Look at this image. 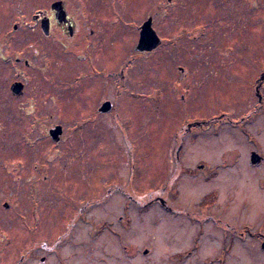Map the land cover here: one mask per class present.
Here are the masks:
<instances>
[{
  "label": "rangeland",
  "instance_id": "1",
  "mask_svg": "<svg viewBox=\"0 0 264 264\" xmlns=\"http://www.w3.org/2000/svg\"><path fill=\"white\" fill-rule=\"evenodd\" d=\"M91 3L107 33V44L95 53L100 62L93 64L104 75L85 76L94 49L76 45L52 51L54 69L44 60L42 75L30 49L11 52H25L31 68L0 66V109L10 104L8 118L0 111V264H37L39 230L46 241L69 227L78 238L63 255L74 251L71 260L79 264L88 234L109 233L119 216L123 234H131L126 238L146 245L178 221L159 205L138 213L133 208L162 188L160 195L175 208L196 207L195 217L216 201L236 230L263 231L264 161L253 166L249 155L264 157V109L253 113L264 70V0ZM152 8L162 45L139 56L138 27ZM207 58H222V64ZM17 81L24 83L23 95L13 100L9 86ZM105 100L114 108L101 114ZM191 123L196 128L182 135ZM57 125L62 136L56 143L48 133ZM36 210L42 223L35 221ZM210 232L206 244L214 250L221 235ZM152 243L151 256L123 250L117 264H171L166 248ZM234 243L226 264H264L253 240ZM100 257L101 264H114L106 251Z\"/></svg>",
  "mask_w": 264,
  "mask_h": 264
},
{
  "label": "flooded vegetation",
  "instance_id": "2",
  "mask_svg": "<svg viewBox=\"0 0 264 264\" xmlns=\"http://www.w3.org/2000/svg\"><path fill=\"white\" fill-rule=\"evenodd\" d=\"M73 1L75 0H0V66H2V64L11 65L13 63L15 65L22 62L23 66L28 69L31 68V58L27 57L25 52H11L12 49H30L34 50L33 54L40 61L38 71L42 75L44 72V60H49V65H46L49 70L54 69L53 58L51 55L52 51L66 48L71 49L76 45L83 46L86 49H94L93 54L87 57L91 68H89V72L85 76H88L90 80L96 76L104 75V68H98V70H96V67L93 65L94 63L96 64V62H100V57L95 54L96 50L98 49L99 54H101V45L106 42L104 37L106 30L102 28L103 20H101L100 13L94 11L95 9L92 8L91 0H76V3H73ZM119 3L120 2L117 3V6ZM74 6L76 7L75 9L73 8ZM152 7H154V5ZM156 14L158 13L152 8L147 15L146 20L151 18V26L153 25ZM145 21H143L142 24ZM115 25L116 24H113V26ZM141 25L138 27V38ZM103 29L105 31H102ZM152 29L156 32L153 26ZM161 45L160 39V45L157 48ZM136 46L135 51L138 52L139 56L150 54L157 49H153L149 52H140L136 50ZM213 60H217L218 63L222 64L223 59L207 58V61H209L208 63L210 64L214 62ZM225 65H230V63L225 62ZM58 70H62V63L60 64V69L57 64V72ZM1 75L2 73H0V77ZM97 80L99 82L100 78H97ZM127 82L132 85L130 79L127 80ZM15 83H20L22 85L20 96L14 95L11 91V87ZM93 83L96 84V81H93ZM13 84L9 86L8 98H10V96L12 99L20 98L23 95L24 83L17 81ZM122 87H124V83L122 84ZM93 90L95 91V89ZM4 91L6 96V89H4ZM4 91L2 90L3 93ZM255 95L258 98V104L255 106L253 113H256L257 110L264 109V70L262 74H260L258 84L255 87ZM4 102L7 107L2 106L4 111L1 113L5 112L4 118H8L10 104H8V101ZM106 102L110 103V108L107 111H103L102 108L105 106ZM2 107L0 111L2 110ZM112 107L113 104L110 101L105 100L99 107L98 112L106 114L111 111ZM242 122H244V120H242ZM197 123L198 122H196V124ZM203 123L204 122H202V125ZM192 124L194 123L188 124L187 127L182 130L180 129L181 134L187 135L191 133L192 130L196 128L195 125L193 126ZM204 124H210V122H205ZM202 125L198 126L201 128ZM253 152L250 151L249 159ZM259 157L260 161L258 163L252 164L250 159V164L253 166L261 165L264 161V157L260 155ZM202 167L203 166H199L200 169ZM163 189L164 188L156 192V194L159 193V195L154 196L151 200L143 203V205L135 202L137 205H134L133 208H135V211L138 213L147 211L153 205H159L164 210L170 212L171 215L174 216V214H177L175 215L178 216L177 222L167 224L163 233L159 234L154 239H145L148 242H146V245H143L136 240L135 242H132V240H134L132 238H126L131 236V234H123V217L119 216L117 222L114 223V227H112V229H109L108 227L109 233L99 232V234H88L89 237L86 239L87 242L85 244V249L79 255V264H101L104 259L100 257V253L105 254V251L108 255L114 257V264L121 261L119 253L123 250H126L127 254L131 257L135 254L138 255V253L143 256H151L155 246L154 243H152L153 240H157L166 248L168 253L166 256L171 264H226L225 255H229L231 252L230 250H233L235 239L253 240L256 244L255 248L258 247L259 251L261 250V252L264 253V249L262 248V245L264 244V230L261 231L260 228L254 230L251 226L247 225L236 230L234 223L232 222L233 219L222 217L221 210L224 209L223 206L220 204L221 209L215 208V204L218 203L216 201H214L212 203L213 205L209 206L208 209L205 208V210H207L205 215L199 213L198 217H195L193 210H196V207H193L192 210L175 208L169 199H163L160 195L162 191L164 192ZM202 202L203 201L198 204H202ZM6 206L8 208V205ZM209 210L214 212H210ZM196 212L197 210L195 211V214ZM209 213L221 217H212ZM37 214L36 210L34 213L36 223H42V218L37 217ZM127 217L129 222H131L132 218L129 216ZM72 223L68 224L72 225ZM130 224L132 226V223ZM118 227L120 230L117 229ZM183 227H186L189 232L179 233L178 231ZM70 231H72L71 227L62 230L61 234L52 235L50 239L44 241L42 233H40L39 230L36 238V251L40 252V255L38 254L37 264H48L51 257L54 259V264H72L73 261L71 258H73L72 255L74 251H71L68 255H63V251L66 248L75 247L76 243L74 241L78 238V235ZM210 231H219L221 235V244L214 250H212L210 246L211 243L206 244L207 240H209L207 237L210 235L213 236ZM124 240H129V242H125ZM217 240L218 239L215 241ZM206 246H208L207 250L209 248L211 249L208 253L203 252L206 250ZM107 250H110L109 253ZM80 258H82V261H80ZM22 260L23 259L21 258L19 263H21ZM132 260L133 259L126 261L129 262Z\"/></svg>",
  "mask_w": 264,
  "mask_h": 264
},
{
  "label": "water",
  "instance_id": "3",
  "mask_svg": "<svg viewBox=\"0 0 264 264\" xmlns=\"http://www.w3.org/2000/svg\"><path fill=\"white\" fill-rule=\"evenodd\" d=\"M160 45V38L156 34V32L152 29L151 26V18L146 20L140 27V33L138 38V43L136 46V50L140 52L144 51H152L156 49ZM22 85L20 83H15L11 87V91L14 95L19 96L21 94ZM110 108V103L106 102L105 106H103L102 110L107 111ZM49 136L53 142H58L60 140V136L62 135V127L56 126L49 131ZM260 161V157L255 153L251 154V163L256 164ZM264 249V244L262 245Z\"/></svg>",
  "mask_w": 264,
  "mask_h": 264
}]
</instances>
